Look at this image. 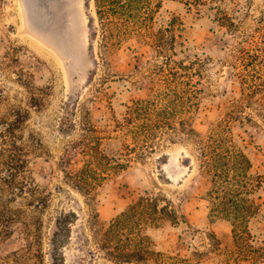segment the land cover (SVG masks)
<instances>
[{
	"label": "rangeland",
	"instance_id": "1",
	"mask_svg": "<svg viewBox=\"0 0 264 264\" xmlns=\"http://www.w3.org/2000/svg\"><path fill=\"white\" fill-rule=\"evenodd\" d=\"M160 14L163 23L173 16L182 23L175 53L136 37L105 51L94 0H0V117L23 113L17 133L32 145L33 180L48 192L44 209L23 214L41 220L32 232L38 235L28 243L23 225L14 222L0 240V264H114L99 249L92 219L110 220L144 190L165 195L181 217L176 226L151 231L158 251L190 264H264V204L249 225L252 239L237 242L229 221L211 222L194 134H208L227 113L246 116L244 124L232 123L233 133L249 148L252 171L264 170V89L244 104L237 76L248 73L237 56H264V0H208L198 8L168 1ZM218 17L228 23L218 25ZM57 21L74 24L68 46ZM145 100L174 119L135 141L123 119ZM83 135L104 161L113 163L114 154L125 163L107 175L94 205L63 173L88 158L65 159ZM133 145L147 148L143 157L127 150ZM255 201L264 202V191ZM59 216L70 224L60 226L53 261L50 238Z\"/></svg>",
	"mask_w": 264,
	"mask_h": 264
},
{
	"label": "trees",
	"instance_id": "2",
	"mask_svg": "<svg viewBox=\"0 0 264 264\" xmlns=\"http://www.w3.org/2000/svg\"><path fill=\"white\" fill-rule=\"evenodd\" d=\"M168 1L184 2L189 7L198 8L208 0H94L104 50L109 51L123 40L136 37L158 52L175 53L177 45L183 44L179 39L182 37V23L176 16L165 23L161 22L160 13ZM216 20L221 26L228 23L225 17H218ZM237 59L248 72L246 75L237 71V76L245 90L243 102L250 104L251 95L264 89V56L241 54ZM142 103L131 109L123 119L126 126L123 128H126L135 141L141 138L144 141L153 134L155 127L164 123L169 125L174 119L170 111H154L150 100ZM23 118V113L20 112L13 114L9 120L0 117V240L10 235L14 222H20L23 225L24 238L29 243L32 235H38L32 232L41 224V220L33 214L31 218L34 221L31 222L23 214L27 211L38 213L44 209L48 192L33 180L28 157L32 145L22 142L20 134L17 133ZM133 119H140L141 122L132 123ZM246 120V116L238 117L234 113H227L208 134L194 133L201 142L200 167L201 174L207 180L204 197L210 204L209 219L211 222L217 218L229 221L237 242L252 239L249 225L264 204L255 201V196L264 191V170L252 171L249 148L241 143V139L235 136L232 129L234 121L244 124ZM90 138L83 135L71 143L65 159L70 160L77 155L88 158L78 168L64 169L63 173L67 183L94 205L107 175L123 168L125 163L118 161L114 154L113 163L104 161L105 155L90 142ZM38 145L39 141L33 147ZM127 150L143 157V151L147 148L133 145L128 146ZM18 199L22 200V204L11 207L10 204ZM63 217L55 219L51 233L50 255L53 261L59 255L60 226L66 223L67 227L70 224ZM180 220L181 217L165 195L144 190L106 222L100 221L98 214H95L92 226L99 249L114 264H190L186 257H171L158 251L151 236L152 230L166 224L176 226Z\"/></svg>",
	"mask_w": 264,
	"mask_h": 264
},
{
	"label": "bare ground",
	"instance_id": "3",
	"mask_svg": "<svg viewBox=\"0 0 264 264\" xmlns=\"http://www.w3.org/2000/svg\"><path fill=\"white\" fill-rule=\"evenodd\" d=\"M57 23L60 25L61 30H63L62 38H63V41L66 42L67 43L66 45L68 46V42L70 43L73 37L71 36L72 34L70 33V29L74 26V24L72 23L64 24L63 22L61 23L60 21H57Z\"/></svg>",
	"mask_w": 264,
	"mask_h": 264
}]
</instances>
